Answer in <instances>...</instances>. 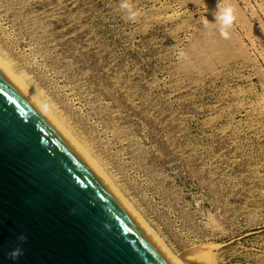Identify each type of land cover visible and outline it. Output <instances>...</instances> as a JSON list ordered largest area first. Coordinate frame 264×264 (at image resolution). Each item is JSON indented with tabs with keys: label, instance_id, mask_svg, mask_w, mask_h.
Instances as JSON below:
<instances>
[{
	"label": "rangeland",
	"instance_id": "374dc122",
	"mask_svg": "<svg viewBox=\"0 0 264 264\" xmlns=\"http://www.w3.org/2000/svg\"><path fill=\"white\" fill-rule=\"evenodd\" d=\"M128 2L0 0V63L170 255L264 264V0Z\"/></svg>",
	"mask_w": 264,
	"mask_h": 264
},
{
	"label": "water",
	"instance_id": "95a60500",
	"mask_svg": "<svg viewBox=\"0 0 264 264\" xmlns=\"http://www.w3.org/2000/svg\"><path fill=\"white\" fill-rule=\"evenodd\" d=\"M0 264H169L1 70Z\"/></svg>",
	"mask_w": 264,
	"mask_h": 264
},
{
	"label": "bare ground",
	"instance_id": "6f19581e",
	"mask_svg": "<svg viewBox=\"0 0 264 264\" xmlns=\"http://www.w3.org/2000/svg\"><path fill=\"white\" fill-rule=\"evenodd\" d=\"M2 59V58H1ZM0 59V61H1ZM2 63V64H1ZM0 63V70L5 74V76L10 80V82L15 86V88L25 97L24 100L26 101V99L29 101V103H32V106L36 109V111L40 114H38L31 106V103L29 104L27 101V104L42 118V120H44V122L56 133V135L60 138V140L65 144V146L76 156V158L87 168V170L92 174V176L98 181V183H100L101 187L111 196V198L116 202V204L124 211V213L131 219V221L136 225V227L143 233V235L152 243V245L158 250V252L166 259V261L169 264H183L182 262H180L179 260H177L175 257H173L172 255L169 254L168 251H166L160 244L159 241H157L154 236L147 231L144 228V223L140 220V218L135 215V213L133 212V209H131V207L122 199V197H120V192L118 194V192L115 190V188L113 187L112 183H110L108 181V179L106 178V176H104V173H101V169L100 167L97 168V166L95 165L96 163H93L89 157H87L86 155L88 154L83 152L84 150L81 149L78 146V143L76 144V142L69 136L70 133H66L65 131H63V129L59 126V124L55 121V119L53 120V117L47 113V111L41 106V104H39L35 98H33V100H35L38 104H36V102L32 101L31 98L32 95L30 94V96L27 94V91L25 89V84L24 87L20 84V79L18 81V79L15 78V76L12 74V72L8 71L3 64V61ZM7 66V65H6ZM21 78V77H20ZM22 81V80H21ZM22 83V82H21ZM28 90V89H27ZM34 97V95H33ZM49 112V110H48ZM63 124V123H61ZM69 131V130H68ZM89 155V154H88ZM100 169V170H99ZM110 179V178H109ZM187 264V263H186Z\"/></svg>",
	"mask_w": 264,
	"mask_h": 264
},
{
	"label": "clouds",
	"instance_id": "9594fccd",
	"mask_svg": "<svg viewBox=\"0 0 264 264\" xmlns=\"http://www.w3.org/2000/svg\"><path fill=\"white\" fill-rule=\"evenodd\" d=\"M121 9L124 10L125 12H127L128 14V19L130 21H135L136 17L138 16V12L134 10L133 5L128 2V0H121ZM216 23L219 25V31L221 36H223L225 39L228 38L229 32L228 30L230 29V27L232 26V23L234 21V10L228 6V7H222L219 9V11L216 14ZM204 26L207 27L208 26V21L205 20L204 21ZM184 57V53L183 51H181L179 53L178 58H183ZM20 240H24L25 237L24 236H20L19 237ZM22 254V250L20 248H16L14 249L11 253L10 256L13 260H15L16 258H18L20 255Z\"/></svg>",
	"mask_w": 264,
	"mask_h": 264
}]
</instances>
